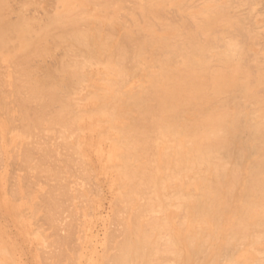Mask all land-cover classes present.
<instances>
[{
  "label": "bare ground",
  "instance_id": "bare-ground-1",
  "mask_svg": "<svg viewBox=\"0 0 264 264\" xmlns=\"http://www.w3.org/2000/svg\"><path fill=\"white\" fill-rule=\"evenodd\" d=\"M199 2L56 0L41 17L43 0H0L2 147L51 176L93 150L113 193L99 254L70 251V230L40 264H264V32L247 0ZM6 176L1 206L46 247ZM2 236L0 264H17Z\"/></svg>",
  "mask_w": 264,
  "mask_h": 264
},
{
  "label": "rangeland",
  "instance_id": "rangeland-1",
  "mask_svg": "<svg viewBox=\"0 0 264 264\" xmlns=\"http://www.w3.org/2000/svg\"><path fill=\"white\" fill-rule=\"evenodd\" d=\"M199 1L202 2V0H199ZM43 2H44V8L45 9L41 10V11L38 10V11H40L39 13H37L38 11L37 12L35 11V13L41 17H43V15H46L48 12H51L55 8V6L57 5L56 0H43ZM241 2H242V0H241ZM245 5H243V8L245 7L246 10L248 9L247 11L249 13L247 12V14L251 18L248 15H246V16L243 15V12L241 11L242 8L240 7V5H238V6L241 8V10H240L241 12H237V13H239V14L242 13V16H244L246 18L248 16V18H250L249 21L254 23L256 28L259 31L262 30V32H264V21H261V20H264V16H263L264 15V0H249V1L247 0ZM245 9H243L244 13L246 12ZM32 11H33V9H32ZM235 11H239V9H237ZM248 18H247V20H248ZM261 37L264 38L263 33L260 36V38ZM263 41H264L263 39H261V40L259 39L257 44H256V48H258V49L262 48L263 49V47H264ZM260 42H262V45ZM47 63H51V62L48 61ZM4 93L6 94L5 96H4ZM4 93H3V96L6 99H8L10 93L8 94V91H4ZM8 100H10V99H8ZM8 133L5 135L6 139H5V137H0V160H1L0 161V174L2 175V173H4V175H7V176L9 174V179H7L8 177L6 176V180H8V182L5 180L6 181L5 185L7 186L8 190H7L6 186H5V188L7 191H9L8 194L11 196V198L14 201L18 202L20 200V202H18V203H23V201H25V203H23V204L25 205L24 208L26 207L25 208L26 210L22 209V211L23 210L27 211V212L30 211V209H31L30 205H32L34 203L36 205H33V206L38 207V208L36 207L37 208L36 214H31V212L30 213L28 212V214H27V212L23 211L24 213H26V215H25L21 211V214L23 213L22 215H25L24 218L28 219V222H30L29 216L32 215L33 219L32 218L31 219L33 220V222L32 221L31 222L33 224L30 222L32 225H29L30 229L32 230L31 232L35 231V232L41 234V236H43V239L47 240L46 241L47 242L46 247H47L50 245L51 240L55 236H59V235L60 236L61 235L67 236V235L71 234L70 230H72V235H71L72 237H69L70 241L68 240L69 243L67 242L68 246H69V250L71 248H73V246H77V247H79L78 250L82 254V253H84V246L85 247L87 246L85 252L87 251V249H90V252L92 251L93 253L99 254V252H101V249L104 248L102 246H103V243L107 237V234L109 232H111L113 229V227L111 226V225H113V224H111L112 223L111 219H112V216L114 213V211L112 210V209H114L113 208L114 204L112 202L113 201L112 189L110 188L111 191L109 190L110 183L107 182V180L109 181V176H108L107 172L102 170L100 162L98 161L97 157H95L96 155H94L95 154L94 151L90 150L88 155H87L88 158L86 156V158H85L86 160H84V161L82 160V164L84 165V167H83L84 170L88 171V173L83 172L85 174V175H83V173H81V172L84 170L81 169L82 171L80 170L81 171L80 172L79 171L80 168L78 167L81 164V160L79 161L80 162V164H79L77 161V160H79V158H77V156H76V158H77L76 159L74 155H73L74 160L71 159L72 160L71 163H73L74 161L76 163L74 162L73 166L70 165L71 167L69 169H68V166L65 167L64 168L65 170L63 169L64 170L63 173L61 171V169L63 168L62 166H61L62 168H60V170H59V167L57 169V165L62 163L63 156L66 155V154L63 155V153H62V157H61V155H60L61 153H59V151H61V150L59 149V151H58L59 154L57 155V157H56V155L53 154L54 156H52L47 162L48 165L45 164L47 166L50 165L49 166L50 168L56 167V169H57L56 172L60 173V174H56V172H55L54 173L55 176L54 175L51 176L48 173H47L48 174L47 175L46 172H44V171L43 172H39V171L37 172V169L34 168L36 166V164L38 163L36 161L32 162L31 165H27V166L23 165L20 162L21 160L15 157L16 154L14 152V147L12 144L7 143L5 146L3 145V147H2V143H4L6 140L8 141V139H9ZM57 140H58L57 137L54 138L55 142L52 139L54 144L57 143ZM61 149L63 150V148H61ZM105 149H106V146H104V150ZM15 150L17 153V148H15ZM63 151H64V153L66 152L65 150H63ZM63 151H61V152H63ZM8 152H10L11 154ZM33 156H34V158L38 157L36 152L32 154V157ZM73 156H72V158H73ZM52 163H54V164H52ZM85 163H86V165H85ZM77 164H78V166H77ZM82 164L80 167L83 166ZM52 165H55V166H52ZM75 166H77V167H75ZM85 167H87V168L89 167V168L87 169ZM71 168H72V170L75 168L76 169L72 171V170H70ZM96 170H97V172H96ZM70 171H71V173H70ZM7 172H8V174H7ZM66 173L68 174V176ZM64 174L66 175V177ZM20 176H21V179L24 178L23 179L24 182L20 179ZM105 176L106 177L108 176V177L106 178ZM61 177H64V178H61ZM19 179L22 182L19 183ZM21 183H23V184L25 183V184L21 185ZM18 185L22 186L23 191L22 190L21 191L23 193L20 191V192L15 194V192H13V191ZM49 188H51L52 190ZM48 189H49V191H48ZM12 192L14 194H12ZM50 192L52 194H50ZM26 194L28 195V197H30L29 199L24 198L26 196ZM73 194L76 195L75 198H73L74 197ZM48 195L52 196L51 197L52 199L54 197V199L57 200L58 206H59L57 209L54 210L53 208H55V206H52L50 204V206H51L50 211H52V214L54 217V218L52 217L50 220H48V217L50 218L52 216V214L51 215L48 214L49 208L46 206L47 204L45 203V201L51 200V199H49ZM80 195L82 197H80ZM22 198L24 200H22ZM17 199H19V200L17 201ZM25 199H27L30 203H32L34 201V203L29 205V202L26 201ZM61 206H62V208H61ZM47 214H48V216H46ZM53 219H54V222H51V221H53ZM89 219H91V222L89 221ZM70 222H71V225H70ZM0 223L2 225V226H0V234L2 236V235H5V233H6V236H2V237L6 241V243L9 244V246L13 248L12 253H13V258L15 259L16 263L17 264L18 263L19 264H40L38 258L40 256H42L45 252H47V250H50L51 245L49 246L50 248L48 247L49 249H47L45 247V245L43 247H38L39 245L36 243V241L34 242V240H32L30 238L29 239L26 238L22 233L20 234V232H18V230H19L18 226L14 223L12 218H10L9 214L4 210V208L1 206V204H0ZM53 223H55L56 226H54ZM90 223H91V225H90ZM65 224L67 225V228H65L66 227ZM69 225H70V227H69ZM110 226L112 229L110 228ZM68 227H69V233L66 232L68 230ZM64 229L65 230L67 229V230L65 231ZM3 230L5 233L3 232ZM64 231L66 232V234ZM7 237L10 240V242L8 241ZM91 237H92V239H91ZM83 238L85 240H83ZM86 241H88L87 242L88 245L87 244L85 245ZM90 242H92L94 244L92 245ZM100 243H102V245ZM40 246H42V245H40ZM88 246H89V248H88ZM91 246L92 247L95 246V250L94 249L92 250ZM81 247H83L82 250H80ZM75 250L77 252V248ZM70 251H72V249ZM94 251H96V252H94ZM86 253L89 254V252H86ZM98 254H96V255H98ZM82 263L80 262V264H82ZM83 264H85V262Z\"/></svg>",
  "mask_w": 264,
  "mask_h": 264
}]
</instances>
